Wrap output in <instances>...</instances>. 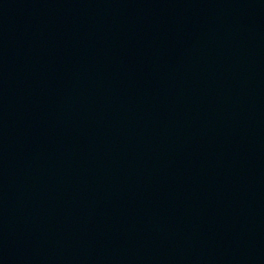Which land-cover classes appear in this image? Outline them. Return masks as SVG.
<instances>
[{
	"label": "water",
	"instance_id": "1",
	"mask_svg": "<svg viewBox=\"0 0 264 264\" xmlns=\"http://www.w3.org/2000/svg\"><path fill=\"white\" fill-rule=\"evenodd\" d=\"M0 264H264V0H0Z\"/></svg>",
	"mask_w": 264,
	"mask_h": 264
}]
</instances>
